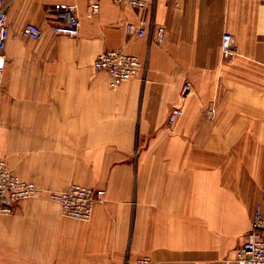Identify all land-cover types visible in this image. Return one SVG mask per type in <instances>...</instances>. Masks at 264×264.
<instances>
[{"label":"crops","instance_id":"obj_1","mask_svg":"<svg viewBox=\"0 0 264 264\" xmlns=\"http://www.w3.org/2000/svg\"><path fill=\"white\" fill-rule=\"evenodd\" d=\"M74 2L79 35L55 34ZM90 3L8 0L0 118L16 127L0 131V157L41 189L79 183L106 199L87 222L45 195L15 203L0 215V264H218L264 201V0H101L96 14ZM29 22L43 38L24 34ZM128 22L147 33L127 34ZM116 48L145 66L113 89L94 62ZM174 106L184 113L170 123Z\"/></svg>","mask_w":264,"mask_h":264},{"label":"built area","instance_id":"obj_2","mask_svg":"<svg viewBox=\"0 0 264 264\" xmlns=\"http://www.w3.org/2000/svg\"><path fill=\"white\" fill-rule=\"evenodd\" d=\"M132 8L147 10L152 0H115ZM101 0H91L90 10L96 14L100 10ZM8 0H0V85L6 59V47L10 36L7 13ZM55 34L77 36L80 33V18L78 15V4H68L57 11V21L53 25ZM127 34L139 37L147 33L144 22L133 24L128 22L125 26ZM159 34L164 33V27H159ZM24 34L33 39H41L44 36L43 29L34 22H29L24 28ZM222 53L227 60H234L237 47L234 44V36L226 32L222 40ZM145 66L144 61L136 54L129 53L123 48H116L100 53L95 62L96 72H106L109 77L111 88H117L123 82L129 81L141 74ZM191 83L186 82L184 92L189 91ZM182 106H174L169 114V122H175L182 114ZM207 114L212 117L213 110L207 109ZM106 189H95L93 187L72 183L64 190H44L33 181L26 180L15 173L8 160L0 157V215L11 214L15 203L45 195L48 199L59 202L61 212L65 217L90 221L97 202L105 201ZM232 261L238 264H264V201L260 202L253 214L252 228L246 234L241 246L236 248L234 258L222 260L219 264H228ZM134 264H154L149 254L137 256Z\"/></svg>","mask_w":264,"mask_h":264},{"label":"rangeland","instance_id":"obj_3","mask_svg":"<svg viewBox=\"0 0 264 264\" xmlns=\"http://www.w3.org/2000/svg\"><path fill=\"white\" fill-rule=\"evenodd\" d=\"M211 108V107H210ZM208 109V108H207ZM212 110H213V108H211ZM213 115H214V110H213ZM15 127H16V124L14 123V122H11V123H8V124H6V123H4L3 122V120L0 118V131L2 130V131H4V132H8L7 134H15ZM45 190V189H44ZM48 190H50V189H48ZM42 196H44V195H42ZM252 228V227H251ZM251 230V229H250ZM249 230V231H250ZM248 231V232H249ZM236 250V249H235ZM235 250H234V253L233 254H231V253H229L228 254V256H226L225 258H223V260H226V259H228V258H234V256H235ZM222 261V260H221ZM220 261V262H221ZM219 262V263H220ZM232 262H235V261H232ZM218 263V264H219ZM231 263V262H230ZM230 263H228V264H230ZM134 264V263H133Z\"/></svg>","mask_w":264,"mask_h":264}]
</instances>
